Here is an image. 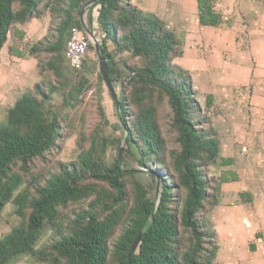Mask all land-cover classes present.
Listing matches in <instances>:
<instances>
[{
	"label": "trees",
	"instance_id": "obj_1",
	"mask_svg": "<svg viewBox=\"0 0 264 264\" xmlns=\"http://www.w3.org/2000/svg\"><path fill=\"white\" fill-rule=\"evenodd\" d=\"M90 1L0 0V52L15 25L40 19L45 11L51 15L47 36L27 55L37 61L40 76L51 73L56 79L47 87L36 83L23 93L0 124V215L11 203L21 218L0 238V264H11L23 255L48 264H213L219 246L201 214L218 205L204 169L219 158V142L213 129L204 128L209 119L196 102L189 72L173 62L183 55L182 42L161 18L132 0H96L84 11L112 86L123 78L115 55L128 52L143 60L141 66H125L129 93L115 106L123 137L110 139L96 131L76 163L60 166L57 173L20 190L34 161L45 160L62 137L60 118L46 106L51 94L62 91L63 107L75 108L91 87L85 74L99 66L91 42L81 69H73L65 55L70 31L83 28L81 10ZM196 4L200 27L221 25L213 0H196ZM15 34L24 36L18 30ZM8 51L19 59L25 57L11 47ZM89 52L97 59L92 60ZM98 79L103 81L100 72ZM165 104L177 134L175 150H168L159 122ZM97 109L104 119L101 105ZM121 146L123 155L144 168L158 186L157 196L151 197L137 171L121 165L118 157L112 163L104 160L109 149L118 152ZM222 164L231 166L233 160L222 159ZM88 179L94 183H86ZM238 181L230 171L220 178V183ZM241 196L250 198L248 193ZM69 205L77 210L64 220L61 211ZM46 227L55 230V237L36 249ZM140 232L139 244L129 257ZM250 250L255 246L250 245Z\"/></svg>",
	"mask_w": 264,
	"mask_h": 264
},
{
	"label": "rangeland",
	"instance_id": "obj_2",
	"mask_svg": "<svg viewBox=\"0 0 264 264\" xmlns=\"http://www.w3.org/2000/svg\"><path fill=\"white\" fill-rule=\"evenodd\" d=\"M172 15L169 17V14L166 13L159 18L182 42L183 55L175 58L173 62L189 72L196 102L209 119L208 124L204 125V128L213 129L219 142V158L206 165L204 169L208 184L210 183V190L213 188L214 193L219 198L222 192L236 193L239 188H247L249 190L252 184V191L256 198L259 199L264 196V60L260 61L254 55V38L249 35L250 31L253 30L246 26L245 21L237 13L232 15L229 19L230 21L228 23L225 22L226 24L222 20L221 25L214 31V33L219 31L223 34L228 33L232 35L233 39L235 38V44L231 45L232 49H236L245 55L242 60L235 61L233 57L228 56V53H224V50L220 49V45L216 41H213L209 48H201L200 41L196 40H200L198 39L200 35H206L201 32V27L197 22V12L193 8L191 0H178L177 12ZM221 16L223 18V15ZM81 19L86 25V13ZM51 24V15L45 11L42 18L31 20L23 25L17 24L11 29L8 41L4 47L5 52L3 53V58L6 59L8 57L11 63L5 64L0 59V67L6 66L7 76L12 77L8 84L10 86L9 89L3 83L0 85V124L5 123L7 111L13 106L17 98L32 89L36 83L44 84L45 87L49 83H56V79L51 73L44 74L45 76L38 74L37 61L34 58L32 59L36 61V73L26 61L31 58L27 55L29 48L47 36ZM244 24L245 27H242L241 25ZM253 29L256 30L257 27ZM16 30L24 33L22 39L15 34ZM262 30L264 29H260V31ZM208 32L210 33V31ZM214 33L208 34L209 37L214 36L213 39H215L216 33ZM91 43L93 44V42ZM9 47L24 53L25 57L19 59L10 55ZM109 48L112 50L111 45H109ZM205 50L212 52V55L206 56ZM251 51L253 54L250 53ZM202 53L204 55H201ZM88 56L92 60L97 59L91 52L88 53ZM114 60L117 67L123 72V78L113 85L116 97L120 100L124 94L129 93L126 79L128 71H126L125 66H141L143 60L132 58L128 52L115 55ZM224 65L232 66L234 68L232 74H235V76L245 75L246 72L248 75L243 81L245 84L242 87L240 85L243 83L240 81L236 83L237 85L235 83L232 84L233 88L236 87L234 90L236 93L225 105L230 109L224 108V104L222 106L224 97L221 92L220 73L223 74L229 68L224 70ZM98 73L99 66L97 68L93 66V69L85 74L91 87L82 94L80 103L73 109L63 107L62 91H56L51 94L50 101L46 106L55 111L60 118L63 128L62 137L56 148L45 155V160L34 161L31 170L24 176L20 190L27 187L32 181L41 182L50 174L57 173L60 166L76 163L79 155L89 146V139L96 131L110 139L123 137V125L120 122L113 98L105 83L98 79ZM99 105L104 111V119L100 118L98 114L97 108ZM254 106L257 108L256 112L254 111ZM225 110L227 113L230 112L232 124L226 123L225 119H223L226 117L223 115ZM171 121V110L165 104L159 110V122L163 136L168 144V150H175L179 145L177 134L171 126ZM122 150V146L118 152L114 148L109 149L104 154V160L112 163L118 157L121 165H127L129 169L137 171V178L149 188L150 196H157L158 186L146 174L145 169L141 168L131 157L124 156ZM222 159H231L233 164L224 166ZM237 170H239V174ZM228 171L237 174L239 184L230 183L226 187L228 183H220L221 176H224V172ZM86 183L91 184L94 181L88 179ZM97 185L103 187L102 184ZM228 188L231 189L228 190ZM128 189H131L129 184ZM250 196L252 198V194ZM232 199L233 197L228 199V203H232L234 201ZM262 202H264L263 199ZM216 207L210 210L204 209L201 214V218L208 222L209 227L214 232H216L215 228L217 226L213 223ZM254 208H257L256 215ZM250 209H252L251 212H253L255 220L247 219V217L243 220L241 216L238 220L233 218L223 228L220 227L218 234L215 233L216 239L217 237L219 238V241L217 239L218 246L225 250V253L228 252L226 254L228 256V264H264V205H255ZM74 210H77V206L69 205L61 211L62 218L64 220L67 219ZM20 221L21 218L15 214V206L8 203L0 215V238L9 234L12 228L19 225ZM217 222L220 223V221ZM55 234L54 229L46 227L35 248L40 249L51 242ZM237 245L240 248L239 252L236 250ZM250 245L255 246L254 251L250 250ZM11 264L48 263L39 262L31 255H23ZM213 264L227 263H225L224 258L220 259V261H216L215 258Z\"/></svg>",
	"mask_w": 264,
	"mask_h": 264
},
{
	"label": "crops",
	"instance_id": "obj_3",
	"mask_svg": "<svg viewBox=\"0 0 264 264\" xmlns=\"http://www.w3.org/2000/svg\"><path fill=\"white\" fill-rule=\"evenodd\" d=\"M132 1L135 4H137L142 10H144L146 13H151L158 17L164 16V14L166 13H168L169 17H171L173 16L172 14H175L177 12V7H178V0H132ZM191 3H192L193 8L197 12L196 0H191ZM213 8L216 13L223 15L222 20L224 24L230 21L229 19L232 17V15H235L237 13L240 14V18H242L245 21L246 26L252 29L253 31H255V32L250 31L249 33V35L254 38L253 40L254 48H255L254 55L257 56L258 60L260 61L264 60V30L260 31V29H264V0H213ZM197 22H198V12H197ZM198 25H199V22H198ZM241 26L245 27V24ZM254 27H257V29L254 30L253 29ZM216 29L217 28H214V27H201L202 34L206 35V36L200 35V38H198L200 40H196V41H200V44L202 45L201 48L203 49L209 48L211 46V43H213V41L214 42L216 41V43L220 45V49L224 50V53H228V56L233 57L235 61L242 60L245 55L242 54V52H238L236 49H232L231 47V45L232 44L234 45L236 41L235 38L233 39L231 34H228V33L223 34V33H220V31L218 30L219 32H215L216 33L215 39H213L214 36L209 37L208 34H213ZM208 31H210V33ZM205 51H206L205 53L206 56L212 55L211 54L212 52H209V50H205ZM4 52H5V49L3 48L0 52L1 61H3V63L5 64L11 63L8 57L6 59L3 58ZM250 53L253 54L252 51ZM201 55H204V54L202 53ZM196 56H198V54H196ZM246 56L248 58L247 54ZM26 61L29 63V67L30 68L33 67L36 73V61L32 58ZM223 67L225 70L229 66L224 65ZM1 68L2 67H0V85L1 83H3L4 86L7 89H9L10 86H8V84L10 83L12 77L7 76L6 66H4L2 69ZM233 69L234 68L231 66L223 74L220 73V86H221V92L223 93V97H224V102H222V106L224 104L223 106L224 108H228L225 105L228 104V100L230 101L231 100L230 98H232L233 94L236 93V91H234L236 87L233 88L232 84L239 83L238 81H240L243 83L240 85V87H242L245 84L243 81H245V79L248 76L247 72L245 73V75L235 76V74H232ZM5 77L7 78L6 80H5ZM2 79L4 80L2 81ZM254 109H255L254 111L256 112L257 108L255 106H254ZM223 115L226 116L223 118L225 119L226 123L228 124L233 123L231 121L232 116L230 115V112L227 113V111L225 110V112H223ZM237 173L239 174V170H237ZM233 184H239V182H236V183L234 182ZM227 185H230V183L226 184V187ZM229 189L231 188H228V190ZM252 189H253V185L251 184L249 190L247 188L246 189L239 188L236 193L222 192V195H220L221 194L220 192L219 194L220 196L218 198V205L216 207V212L213 217V221H214L213 223L217 225L215 228L216 234H218L220 227L223 228L224 225L227 222H231L233 218L236 220H238L240 216L243 218V220L246 219V217L247 219H250V220L255 218L253 215V212H251L252 209L250 208L254 207L255 205L263 206L264 202H262V199L264 201V196L257 199ZM241 193H248L249 195L252 194V198L250 196L248 200L247 197H244V196L242 197ZM232 197H233L232 200L234 201L232 203H228L229 201L227 200ZM254 210H255V215H256L257 208H254ZM217 221H220V223H218ZM217 239L219 241L218 237ZM219 243L221 244V242ZM239 249L240 248H238V245H237L236 250L238 252H239ZM225 252L226 251L222 250L221 247L219 246L218 253L216 256V261H220V259L224 258L225 263L228 264L229 262L227 261L228 256L226 255L228 252L227 253ZM231 260L235 261L234 259H231Z\"/></svg>",
	"mask_w": 264,
	"mask_h": 264
},
{
	"label": "built area",
	"instance_id": "obj_4",
	"mask_svg": "<svg viewBox=\"0 0 264 264\" xmlns=\"http://www.w3.org/2000/svg\"><path fill=\"white\" fill-rule=\"evenodd\" d=\"M90 41L91 38H89L84 27L71 29L65 55L73 69H81Z\"/></svg>",
	"mask_w": 264,
	"mask_h": 264
},
{
	"label": "water",
	"instance_id": "obj_5",
	"mask_svg": "<svg viewBox=\"0 0 264 264\" xmlns=\"http://www.w3.org/2000/svg\"><path fill=\"white\" fill-rule=\"evenodd\" d=\"M96 0H91L89 3H87L81 10V18H83V15H84V11L86 9V7L90 6L92 3H94ZM82 20V24H83V27L86 31V33L90 36L91 38V42H93V45H94V48H95V52H96V56L98 58V62H99V72L101 74V77H102V80L103 82L105 83L107 89L109 90L112 98H113V101H114V104L116 106V108H118V100H117V97H116V94L114 92V88L112 86V83L110 81V78H109V75H108V71H107V63H106V59L105 57L101 54L100 52V48L98 46V44L95 42L94 43V39L91 35V33L89 32V30L87 29L86 25L84 24L83 22V19ZM121 124H122V121L120 120ZM142 236V232H140V234L137 236V238L135 239V241L133 242L131 248H130V253H129V257L131 256V254L135 251V249L137 248L138 244H139V241H140V238Z\"/></svg>",
	"mask_w": 264,
	"mask_h": 264
}]
</instances>
